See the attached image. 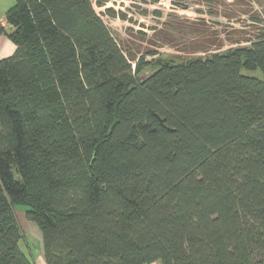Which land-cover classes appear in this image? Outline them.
Returning a JSON list of instances; mask_svg holds the SVG:
<instances>
[{
	"label": "trees",
	"instance_id": "1",
	"mask_svg": "<svg viewBox=\"0 0 264 264\" xmlns=\"http://www.w3.org/2000/svg\"><path fill=\"white\" fill-rule=\"evenodd\" d=\"M6 22L0 264H35L17 206L47 264H264V80L243 73L264 74V35L156 62L94 0H15Z\"/></svg>",
	"mask_w": 264,
	"mask_h": 264
},
{
	"label": "rangeland",
	"instance_id": "2",
	"mask_svg": "<svg viewBox=\"0 0 264 264\" xmlns=\"http://www.w3.org/2000/svg\"><path fill=\"white\" fill-rule=\"evenodd\" d=\"M94 7L123 47L138 53L158 52L148 61L177 63L207 58L247 47L246 40L264 35V0H109L102 8L94 0ZM107 9L125 14L128 20L111 18ZM166 23L168 27L163 26ZM152 28H158L163 36L155 37ZM197 45L199 53L192 54ZM154 69L153 65L146 73ZM243 73L264 80L259 69ZM27 210L17 206L16 218L23 220ZM25 233L30 245H34V234Z\"/></svg>",
	"mask_w": 264,
	"mask_h": 264
},
{
	"label": "crops",
	"instance_id": "3",
	"mask_svg": "<svg viewBox=\"0 0 264 264\" xmlns=\"http://www.w3.org/2000/svg\"><path fill=\"white\" fill-rule=\"evenodd\" d=\"M14 4L15 0H0V27L3 30L9 31L10 29L6 22V13L14 6ZM16 49V45L4 33L0 34V61L13 56ZM23 217V220L17 218L18 224L24 234V239L20 243L21 248L35 262V264H47L44 256L43 238L40 230L34 223L27 220L25 213ZM25 232H32L34 234L32 235L34 245H30Z\"/></svg>",
	"mask_w": 264,
	"mask_h": 264
}]
</instances>
